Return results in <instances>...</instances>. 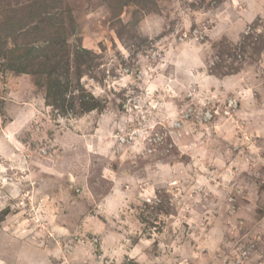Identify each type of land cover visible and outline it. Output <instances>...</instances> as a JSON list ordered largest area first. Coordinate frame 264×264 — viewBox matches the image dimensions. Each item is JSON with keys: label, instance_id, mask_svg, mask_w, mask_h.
Segmentation results:
<instances>
[{"label": "rangeland", "instance_id": "1", "mask_svg": "<svg viewBox=\"0 0 264 264\" xmlns=\"http://www.w3.org/2000/svg\"><path fill=\"white\" fill-rule=\"evenodd\" d=\"M0 264H264V0H0Z\"/></svg>", "mask_w": 264, "mask_h": 264}, {"label": "trees", "instance_id": "2", "mask_svg": "<svg viewBox=\"0 0 264 264\" xmlns=\"http://www.w3.org/2000/svg\"><path fill=\"white\" fill-rule=\"evenodd\" d=\"M44 49V48H43ZM42 49V50H43ZM48 52H55V50H51V51H48ZM47 53V52H46ZM67 62L64 63V65H62L64 67V70H65V74L64 76H67L68 75V66H67ZM64 74V73H63ZM47 86V89H46V94H45V101L47 102V104H50V105H55V100L56 99H60V103L58 105L62 106L63 104H65L64 102V94H66L67 92V85L64 84V82L62 83L61 81H59L57 79V77L55 78V80H52L50 81V83ZM83 96V99L81 100V103H80V108H81V112H86V111H89V110H92L94 109L96 106H97V102H95L94 100L91 99H84V95ZM54 99H52V98ZM50 98L52 99V101L50 100ZM71 99H70V103H69V108H73L74 105L71 104Z\"/></svg>", "mask_w": 264, "mask_h": 264}, {"label": "crops", "instance_id": "3", "mask_svg": "<svg viewBox=\"0 0 264 264\" xmlns=\"http://www.w3.org/2000/svg\"><path fill=\"white\" fill-rule=\"evenodd\" d=\"M24 115H25V114L22 113V112H21V114L19 113V117H20L19 119L26 117V116H24Z\"/></svg>", "mask_w": 264, "mask_h": 264}]
</instances>
